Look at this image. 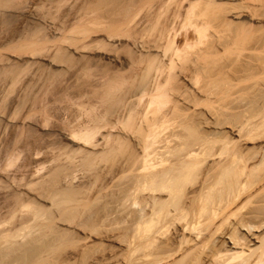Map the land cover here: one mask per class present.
<instances>
[{
  "label": "bare ground",
  "instance_id": "6f19581e",
  "mask_svg": "<svg viewBox=\"0 0 264 264\" xmlns=\"http://www.w3.org/2000/svg\"><path fill=\"white\" fill-rule=\"evenodd\" d=\"M71 5L0 40V264H264V0Z\"/></svg>",
  "mask_w": 264,
  "mask_h": 264
},
{
  "label": "rangeland",
  "instance_id": "374dc122",
  "mask_svg": "<svg viewBox=\"0 0 264 264\" xmlns=\"http://www.w3.org/2000/svg\"><path fill=\"white\" fill-rule=\"evenodd\" d=\"M73 1L74 0H70V2H68V5H66V6L64 5L63 7L58 8V7H56L57 3L54 1H51V0H23L24 6L26 8V12L24 11V14L21 16L22 18H20V19L17 18L16 22L12 26H10L9 29L7 28V29H3L1 31L0 40H2V39L4 40L1 42L5 43L6 41H10V40H13V41L22 40V37L25 34V32L28 29H30L31 27H33L34 25H36L37 23H42V24L48 26V27H46V29L48 28L47 31L48 32L51 31L52 33H54L57 25L62 24L64 21H65V23H68V22H71V20H72V22H73V20H75L76 8L74 6L72 7V5H71V3H73ZM69 3L71 6L69 5ZM69 7H71V8H69ZM71 10H72L73 14L71 13ZM50 11H52L51 14H49ZM53 26H55V27H53ZM49 27H51V28L49 29ZM0 82H2V81H0ZM5 82H7V81H4V83H0V96L1 97L6 94V91L9 88L8 87L9 83H6L7 84L6 85ZM3 110H5L4 112H7L5 114H9L11 111V108H10V106H7V108H5ZM8 111H9V113H8ZM1 115H2V111H1ZM213 126L216 127V125H213ZM7 127H9V128H7ZM7 127L6 128L4 127L5 129L1 128V130H2L1 133L5 132L6 129H9L10 131L12 130L10 128V126H7ZM9 130L7 131L6 134L2 133L3 136L0 133V137L2 138L5 136V138H2V139L6 140V141L2 140L1 142H3V143L0 142V154H1L0 160L2 159V161L4 160V158L6 157V154H7V152L5 150H7L9 146H10L9 150H12L11 145L12 146L14 145L13 140L9 137V134H11L12 131L10 132ZM6 137L8 138V140ZM10 141L13 144L10 143ZM6 143L7 144L10 143V145L8 144L9 146L7 147ZM2 145H3V147L4 146L5 147L3 148ZM4 154H5V157H4ZM117 181H119V179ZM121 181H123V180H121ZM116 183H118V182H116ZM123 226H124V224H123ZM126 243L122 242L121 246H119V247H127ZM136 262L137 263H135V264H140L138 261H136Z\"/></svg>",
  "mask_w": 264,
  "mask_h": 264
}]
</instances>
